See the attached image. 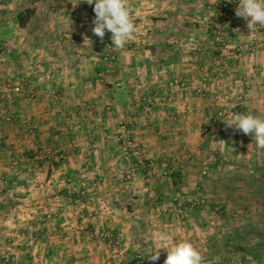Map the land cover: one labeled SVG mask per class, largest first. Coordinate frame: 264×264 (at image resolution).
I'll return each instance as SVG.
<instances>
[{"label": "crops", "instance_id": "0c3cea01", "mask_svg": "<svg viewBox=\"0 0 264 264\" xmlns=\"http://www.w3.org/2000/svg\"><path fill=\"white\" fill-rule=\"evenodd\" d=\"M222 3L233 11L220 22ZM128 4L135 38L108 63L92 31L94 4L0 0V89L22 74L29 81L10 100L0 95V258H7L0 264H151L157 247L181 241L201 252L202 264H220L204 231L219 223L208 216L212 209L198 206L181 218L174 197L193 195L200 170L215 157L216 174L243 162L237 173L251 192L264 177V149L224 122L234 113L264 118V29L236 16L238 0ZM216 29L226 49L214 40ZM197 46L205 51L194 61ZM28 60L43 69L28 70ZM174 80L184 87L170 86ZM220 111L226 116L218 118ZM121 132L153 162L152 175L125 178ZM164 165L168 177L159 175ZM104 233L110 237L101 239ZM159 251L153 264L167 258Z\"/></svg>", "mask_w": 264, "mask_h": 264}, {"label": "clouds", "instance_id": "9594fccd", "mask_svg": "<svg viewBox=\"0 0 264 264\" xmlns=\"http://www.w3.org/2000/svg\"><path fill=\"white\" fill-rule=\"evenodd\" d=\"M87 3L94 4L95 17L92 31L101 41L106 31L111 32L112 47L123 49L135 38L136 25L132 19L133 10L128 0H87ZM238 5L235 10L236 16L243 18L251 30L257 26L264 27V0H238ZM224 122L228 128L251 135L255 144L264 149V118L251 113H234ZM159 236L166 239L168 233L161 232ZM162 248L167 250L164 264H202L203 262L201 252L190 241L178 242L170 248L161 245L152 252L149 259L153 262L158 261L161 256L159 249Z\"/></svg>", "mask_w": 264, "mask_h": 264}, {"label": "rangeland", "instance_id": "374dc122", "mask_svg": "<svg viewBox=\"0 0 264 264\" xmlns=\"http://www.w3.org/2000/svg\"><path fill=\"white\" fill-rule=\"evenodd\" d=\"M220 6L221 8L216 9L220 13V18H225V16L229 15V13L233 11L230 10L228 3H222ZM226 7L229 9L227 10ZM191 8L194 9L195 7ZM159 20L161 21V18ZM194 24L195 23H192L191 21L189 22L190 26ZM157 26L158 28H163L162 22H159ZM207 164L208 161L205 162L204 166ZM215 164L216 162L210 166L208 176L203 180L202 183L198 184L196 179L193 195H189L187 198L182 195L181 197H174L173 203H176V199L182 202H185L189 199H194L199 193H202L204 204L201 205V207L212 209L213 214L208 216L211 217L210 219L212 220H219L217 226L213 225L211 226V229H204L205 233H207L209 230L211 234L209 235V238H211V241L209 240V247L212 248L214 253L220 254L222 256L220 258H224V260L220 261V264H243L242 254L234 252L232 253L223 249L219 245V241L222 240L224 236L228 234V232L233 230L234 227L240 228L244 225L252 224L258 220L260 214L257 209L259 208L260 204L258 203L259 196L256 190L261 185L260 178L255 179V189L251 192V190H248L247 183L243 179V176L237 173V171L245 169L243 162L237 163V165L240 166L234 167V173H228L227 171L224 173L217 170L218 174H216V172L212 170L216 166ZM262 168L264 169V166H262ZM100 237L102 239V236ZM230 244L233 245V241H230ZM6 260L7 258H0V261L6 262ZM145 262L146 264H150V261L147 259H145ZM244 263L257 264L253 262L249 256L245 257ZM151 264H153V261H151Z\"/></svg>", "mask_w": 264, "mask_h": 264}, {"label": "built area", "instance_id": "2783aa9c", "mask_svg": "<svg viewBox=\"0 0 264 264\" xmlns=\"http://www.w3.org/2000/svg\"><path fill=\"white\" fill-rule=\"evenodd\" d=\"M226 9L228 10L229 8L226 7ZM264 27H259L257 26L255 28L256 31H261L263 30ZM214 34H215V41L217 42V45L220 46L221 49H226L227 47V38L225 36V33L220 30V29H216L214 30ZM112 33L106 31L105 37L103 38L102 41V45H103V59L105 62L111 63L113 61H115L117 59V55L120 51V49H116L114 47H112V39H111ZM253 47L250 48V50L253 51L252 49ZM205 49L203 46H197L194 50V54H193V60L194 61H198L200 59V57L203 55ZM4 53V46L0 41V58L1 55ZM26 67L28 70H32L33 71H40L43 69L42 64H40V62H34L33 60H28L26 62ZM1 64V62H0ZM222 72H224V70L222 69ZM99 77H102V74L99 73L98 74ZM29 83V81L27 80L26 76L24 74H22L21 76H19L15 82L13 83V85L11 87H5L3 89H0V95H2L4 98L6 99H12L14 95H17L19 93L22 92L23 88ZM170 86H180V87H184V83L180 82V80H174L172 82H170L169 84ZM232 97H235V100L237 102H241L243 101V96L241 95H236L234 93H232ZM147 105V107H150L151 104L153 103L151 99H147L144 101ZM163 102L165 104H171L173 102V98L172 97H165L163 98ZM226 111H220L217 116L218 118H223L226 116ZM85 118H82V121H85ZM142 126H147L145 121L141 122ZM119 141L121 142L122 146L125 149V154L123 157V162L125 165V178L129 181L134 180L136 174L138 171H144L147 175H152L155 172V166L153 164L152 161L147 160L144 158V156L136 149V147L134 146L133 141L131 140L130 134L128 132H121L119 134ZM215 163V158L211 159L208 161V164L203 166L202 169L200 170L198 176H197V183H202L203 180L208 176L209 173V168L210 166H212ZM163 169L159 172V175L161 177H168L170 174V171L168 170V166L164 165L162 167ZM179 172L181 174L184 173L185 171V166L184 164H179V168H178ZM84 192L82 191L79 196L74 200L75 204H78L80 202V198L82 196H84ZM202 193H199L198 196L194 199H189L186 200L185 202H182L178 199H176V203H174V212L180 216L181 218H185L188 214L189 211L195 209L198 206H201L204 204V199L202 198ZM110 237L109 234H102V239H106ZM110 247L113 250V255L115 257V259L117 260H123V254L120 252L119 249V242H117V240L113 241L110 243ZM143 263L146 264L145 260H141Z\"/></svg>", "mask_w": 264, "mask_h": 264}, {"label": "trees", "instance_id": "16d2710c", "mask_svg": "<svg viewBox=\"0 0 264 264\" xmlns=\"http://www.w3.org/2000/svg\"><path fill=\"white\" fill-rule=\"evenodd\" d=\"M21 23V19L19 18ZM223 18H220V22ZM261 184H264V177H260ZM262 186V185H261ZM260 186V187H261ZM257 188L259 196V218L252 224L233 228L219 241V245L230 252L242 254V263L245 264V257L249 256L257 264H264V187ZM246 211V210H245ZM233 241V245L230 244ZM221 261L224 258H220Z\"/></svg>", "mask_w": 264, "mask_h": 264}]
</instances>
